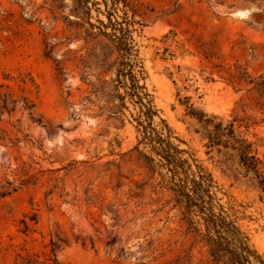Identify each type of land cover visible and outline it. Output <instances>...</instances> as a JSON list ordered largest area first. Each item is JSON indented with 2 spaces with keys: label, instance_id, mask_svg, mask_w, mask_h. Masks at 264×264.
I'll return each instance as SVG.
<instances>
[{
  "label": "rangeland",
  "instance_id": "rangeland-1",
  "mask_svg": "<svg viewBox=\"0 0 264 264\" xmlns=\"http://www.w3.org/2000/svg\"><path fill=\"white\" fill-rule=\"evenodd\" d=\"M140 3L143 21L133 37L140 84L156 110L153 125L171 128L185 156L194 154L213 173L222 202L235 206L264 258L259 191L236 178L232 162L207 153L173 82L189 87L182 92L210 114L248 116L263 157L264 98L237 76L264 75V0ZM52 4L0 0V180L24 183L0 199V264H55L52 241L58 264H214L166 204L171 194L159 182L170 172L160 156L139 145L155 157L154 169L135 149L139 106L127 97L110 112L120 103L115 69L102 72L85 27L69 26L65 15L76 20L69 7ZM98 17L107 21L93 8L91 21ZM166 47L173 56L163 57ZM99 77L108 81L101 91Z\"/></svg>",
  "mask_w": 264,
  "mask_h": 264
},
{
  "label": "trees",
  "instance_id": "trees-1",
  "mask_svg": "<svg viewBox=\"0 0 264 264\" xmlns=\"http://www.w3.org/2000/svg\"><path fill=\"white\" fill-rule=\"evenodd\" d=\"M58 9L69 7L70 13L76 17L71 20L69 15L64 19L71 27H85L84 38L93 41L92 53L98 58L102 72L115 69V78L112 80L114 89L120 103L110 107L111 113H117L125 105L127 97L139 106L138 131L140 139L135 146L139 155L144 158V163L156 168L155 157L139 149L140 144L149 147L153 154L160 156V165L167 168L170 174L163 175L159 182L161 187L170 192L166 204H172L177 209L180 218L187 224V230L193 234L198 243L206 247L208 255L214 264H264L263 256L251 243L249 235L239 223L237 209L233 204L222 202L218 195L220 186L214 175L194 154H188L186 149H181L172 140L171 128L153 125L154 108L153 99L145 91L146 86L140 84L142 65L136 53L133 31L136 24H142L143 12L140 0H71L67 5L65 0H52ZM100 4L105 9L102 10ZM98 13H104L107 21L97 18V23L92 22V9ZM54 13V8L52 9ZM56 18V16H55ZM86 23L89 26H86ZM110 29V31H108ZM106 38V40H103ZM100 51L96 52L97 47ZM164 58L167 54L173 56L169 48L164 49ZM111 60V58H113ZM172 75V72H170ZM235 77V75H232ZM238 81L252 84L250 90H255L261 98H264V75L257 77L252 74H238ZM211 79V77H207ZM232 81V80H231ZM107 80L99 77L101 91L106 87ZM177 87V98L186 108V115L198 125L195 132L205 140L208 154H215L225 161L232 162L238 180L244 179L247 183L259 191V199L264 202V156L261 157L257 144L248 134L252 124L250 118L210 114L198 106L192 95L183 93L189 91V87ZM233 82V81H232ZM124 87V93L119 92ZM199 88L194 89L198 93ZM244 127V129H242ZM24 183L16 185L15 180H0V199L17 191ZM35 215V214H34ZM37 222L36 218H31ZM25 230L30 224L23 220ZM114 241L111 239L108 243ZM52 243L51 257L57 263L56 250L59 245Z\"/></svg>",
  "mask_w": 264,
  "mask_h": 264
}]
</instances>
